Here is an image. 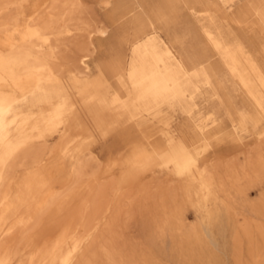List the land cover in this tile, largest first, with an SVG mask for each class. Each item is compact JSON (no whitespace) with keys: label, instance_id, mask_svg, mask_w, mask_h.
Wrapping results in <instances>:
<instances>
[{"label":"rangeland","instance_id":"374dc122","mask_svg":"<svg viewBox=\"0 0 264 264\" xmlns=\"http://www.w3.org/2000/svg\"><path fill=\"white\" fill-rule=\"evenodd\" d=\"M80 1L83 21L86 15L110 27L107 36L95 39L98 52L88 62L89 76L42 81L46 69L39 66L35 55L14 61L9 55L0 56L6 66L0 68L5 78L0 79L4 107L0 158L4 159V147L22 142L28 147L34 143L33 148L45 155L39 169L23 170L25 164L19 163L8 175L14 187L7 193V209L0 215V262L7 254L13 259L11 264L26 263L73 220L79 226L76 212L90 202L100 184L108 190L110 206L106 222L89 236L95 248L86 264H264V171L257 165L258 155L264 161V152L258 147L264 137V105H244L226 69L205 51L200 27L207 24L219 31L226 43L218 45V55L235 78L241 72L236 54L241 38L256 48L262 41L233 26L220 25L218 20L212 25L181 11L174 24L157 33V50L164 59L162 72L177 74L183 97L168 93L146 106L124 107L130 85L119 83L108 63L116 54H121L127 68L134 60L130 48L120 43L130 26L115 25L116 17L99 0ZM246 1L236 0L235 8ZM49 6L50 0H28L21 10L11 6L3 10L0 53L29 41L44 47L45 38L29 32L35 13H43ZM64 7V11L71 9ZM130 17L126 13L124 20ZM90 19L86 21L92 23ZM161 42L170 46V56L164 54ZM201 54L213 65L237 110L247 111L246 121L227 115L208 86L177 66L176 59L188 64ZM146 62L151 64L152 59L147 56ZM135 65L140 67V61L135 60ZM12 77H17L13 83ZM31 78L34 83L42 82L30 90L19 88L31 87ZM220 124L218 132L203 135L186 148L190 137L184 127L209 129ZM136 148L141 157L133 155ZM159 148L165 154L158 155ZM87 158V175L73 183L67 181L78 162ZM195 166L207 169L213 179L203 195L197 187L191 188L192 193L185 189V180ZM1 189L0 182V194ZM52 191L59 193L58 201L36 213L39 221L32 229L7 234L17 218L28 215ZM126 197L131 204L127 205ZM116 209L120 216L108 230L106 223Z\"/></svg>","mask_w":264,"mask_h":264},{"label":"bare ground","instance_id":"6f19581e","mask_svg":"<svg viewBox=\"0 0 264 264\" xmlns=\"http://www.w3.org/2000/svg\"><path fill=\"white\" fill-rule=\"evenodd\" d=\"M27 2L28 0H0V13L9 6L21 10L27 4ZM184 2L185 0H161L160 9L153 13L151 21L157 26H162L163 30L167 29L177 20L178 15L181 12V9L183 8ZM202 4H200V6ZM260 4H262L260 0L246 1L243 6L244 9H242V23H244L248 27L256 26L259 31L264 34V13L258 12L257 10V7ZM101 5L105 8H108L110 14L116 17L114 22L115 24L116 22L118 23L121 20H124V16L126 15V13L131 14L132 9H134L133 7L124 6L119 0H101ZM64 6H71V9L68 8L70 9L69 11L67 9L66 11H64ZM82 9V3L79 0H75L73 2L65 0H50V6L43 13L39 11L35 13L33 17L34 23L32 25V30L29 32V34L31 35H42L45 38L44 47H42V45H36L35 42L17 43L12 45V47H10L8 50L1 52L0 56L9 55V58L14 61L26 55H35L39 58V66L44 67L46 69L45 74L42 77V81H48V79L62 81L70 76L78 79L86 78L87 76H89L88 62L98 52V45L97 42H95V39L107 36L110 27L103 21H92L90 18L89 19L92 23H88L86 20L89 21V19L88 17L86 18V15H84V19H86V22L83 21L81 18L83 17V14L82 16H80V14L82 13ZM85 11L87 10L85 9ZM213 13L215 12L213 11ZM94 17L96 16L94 15ZM133 19L135 21V27L133 29L134 37L128 38V33L126 32L125 35L122 37L120 43L130 48L134 60L129 64L127 68L123 63L124 61L121 54H116L114 58H112L111 61L108 63L112 74L117 77L118 82L121 84L125 83L130 85L127 95L128 98L126 99V101L123 102L124 107L146 106V104L154 102L159 96L168 94L169 91H172V89L168 86V83L172 82V75L174 74L170 71L167 72L164 68L168 75H163L165 71L162 72L161 69L162 67H164V59L163 55L157 50L159 42H157L155 38H149V40L145 41V43H127L129 40L136 39V35H140L148 29V23L142 21L140 12L133 14ZM219 20L221 19L219 18ZM161 45L163 46L164 54L169 55V45L162 43ZM203 45L205 51L215 57L214 51L216 49V45L212 43L210 38L207 37L206 42H203ZM260 49L262 50V48ZM43 51H45L46 53H44ZM147 56L152 59L151 64H148L146 62ZM205 57L206 56H204V54H201L192 63L185 64L181 62L182 65H178V67L180 69H183V71L188 74L191 73L193 77L198 80V82L204 84L205 86H208L212 90L218 101L224 106L227 115L236 116L238 119H244L246 121V119L248 118L245 119L244 117L246 116L247 111L245 113H241L237 110L236 106L233 104L230 97L227 95L222 81L217 76L213 65L209 62V59ZM135 60L140 61V67H137L135 65ZM218 62L224 69H226V67L221 61L218 60ZM5 67L2 63L0 64V68ZM6 69L11 72L10 68ZM226 71L236 84L242 102L244 103V100L247 99L255 106H257L261 100V94L257 91V88L264 86V80L262 78L256 79L253 76V65L248 64L247 60V64L244 66L242 73L237 75V78L234 77L232 72L228 71L227 69ZM3 73V69L2 72L0 70L1 80L5 79L2 76ZM17 77H12L10 81H12L13 83ZM247 81H253L254 85H248ZM115 100L118 101L120 100V98L116 97ZM3 112L4 107L1 92L0 126L2 122L1 115L3 114ZM257 117L259 119V116ZM221 127L222 124L215 125L209 129L206 127L202 128L201 126H196L194 128L186 126L188 134L191 137L195 138L196 142L201 136H203L204 133H207L208 131L210 133L218 132ZM33 144L34 143H30L28 147L27 143L22 142L14 147H4V150L2 152V154L4 155H2L4 159L2 157L0 158V182L1 186L4 187V190L1 189L3 191L0 194V215L5 213V210L7 209L8 205L7 193L12 189V187H14L13 180H11L8 176L10 171L13 170L14 167L17 166L19 163L26 165L23 166V170L30 171L39 169L43 165L45 155H43L39 149L33 148ZM258 147L260 148L261 152H264V137L260 139ZM157 150L158 155L162 153L165 154V151L161 150V148ZM133 155H136V157H141L142 152L136 148ZM261 155H258L257 157V165L259 166L260 170L264 171V161ZM17 161L19 162L17 163ZM87 161L88 158L85 159V161L78 162L72 174L69 175L66 180L73 183L86 176L87 173L85 171V168L87 166ZM193 170V174L185 180V189L187 192L192 193L191 188L197 187V189H199L197 191L201 193L200 195H203L205 194V191H209L210 187L212 186L213 179L211 180L210 172L207 169L203 170L201 167L195 166V169ZM182 185H180L179 187H181ZM107 193V188L99 184L93 190L90 202H88L82 210L76 212L75 217L80 218V225H76L75 220H73L58 234L56 238L51 241H48L42 251H40L35 256H30L29 258H27L26 263L24 262L21 264H86L87 257L93 256L92 251L93 248H95L93 247L94 244L92 246V243H90L89 236L98 230L101 222H106V213L109 209L108 207L110 206V203L108 201L109 195ZM58 197L59 193L55 191L46 194L42 198L41 202L37 206L32 208L28 215H24V217H19L16 219V222L14 223L12 229H10L7 234L12 235L14 234L15 230H23L25 232L26 229L27 231V228L35 225L37 221H39V219H37L38 215H36V213L42 211V209L47 208L51 204L53 205L55 203L54 201L57 200ZM126 200L128 201L127 205H129L128 203H130L131 200L130 197H126ZM129 208L132 207L129 206ZM116 210L118 211H115V214L112 216L111 222L108 220L109 222L107 221L108 223H106V228L108 230L114 225V223L120 216L117 215L120 210ZM78 228L83 230V234H81ZM30 229L32 228L30 227ZM84 243L85 246L83 249ZM12 261L13 259L7 256L6 254L5 256H3L0 264H11Z\"/></svg>","mask_w":264,"mask_h":264},{"label":"crops","instance_id":"0c3cea01","mask_svg":"<svg viewBox=\"0 0 264 264\" xmlns=\"http://www.w3.org/2000/svg\"><path fill=\"white\" fill-rule=\"evenodd\" d=\"M119 1L124 6H129V7L134 8V9H132V13H131L132 17L127 19V21L121 20L118 23L116 22V24H119L121 26H130V32H127L128 38L134 37L133 29L135 27V21L133 19V14H135L136 12H140L142 21H145L148 23V29L144 33H142L140 35H136L135 36L136 39L129 40L127 43H131V44L145 43V41L149 40V38H155L157 40V42H159V40H158L159 38L157 36V33L163 32L162 26H157L155 23H153L151 21V19L153 17V13H155L156 11H158L160 9V1L161 0H142V1L119 0ZM199 1H200V3H199ZM99 2L101 3V0H99ZM235 2H236V0H185V2L183 4V8L181 9V11H187L188 10L189 14L191 16L195 17L197 20L203 21V22H206V23L212 24V25L216 23V20H218L220 25L233 26V27L237 28L240 32L241 31L244 32V34L248 35L249 37H254V38H257L258 40H261L262 43H260V45L256 48L255 46H250L248 43L246 44V42L241 38V47L238 46L236 48V54L238 55L237 56L238 59H241V72L240 73H242L243 68L247 64V60H248V64L253 65V71H252L253 76L256 79L262 78L264 80V50H263V48H264V41H263L264 40V34L262 32H260L256 26L248 27L244 23H242V9H244L243 6L246 2L244 4H241L240 8H235V6H236ZM200 4H202L203 6L202 5L200 6ZM210 10H212V11H210ZM257 10H258V12L264 13V2L257 7ZM213 11L215 13H213ZM219 11L223 12V13H220ZM228 11H231V12H228ZM216 13L219 17L216 15ZM208 18H210V19H208ZM219 18L221 20H219ZM238 18H239V20H238ZM240 20H241V22H240ZM200 35H201L203 42H206V38L208 37V38H210L212 43L216 45V49L214 51V54H215L214 56L217 57L218 60L224 64V66L226 67V69L228 71H230L227 68L226 64L224 63V60L222 59V57H220L218 55V52H217L218 51V45H224L226 43L224 41V39H222V37L220 36L219 31L212 30L209 27V25L203 24L200 27ZM29 42H31V41H29ZM161 43L167 44L165 42H161ZM260 48H262V50ZM168 49L170 51V52L168 51V53H169L168 56H170L172 54L170 46ZM250 51L252 54L250 53ZM176 63H177V66L182 65L181 61H179L177 59H176ZM39 70H40V68H39ZM183 74L189 75L188 73H186L184 71H183ZM163 75L164 76L168 75V73H166V71H165L163 73ZM42 77H41V80H42ZM172 77H173L172 82L168 83V86L172 89V91H169V93L171 92L170 94H172V96L174 98H178L180 96H183L184 91L181 90L180 84L177 83V80H178L177 74L174 73L172 75ZM30 80L33 82L35 80V78H31ZM17 81H19V80H17ZM39 82H42V81H39ZM39 82H35V83L33 82L34 84L30 85L31 87H29V85H28V87H21L20 86L19 88H23L24 90L28 88V90H30L31 88L35 87ZM247 84L248 85H254V82L253 81H247ZM12 85L16 88V82ZM17 89H18V87H17ZM257 91L261 94L260 103L257 106H255L249 100L245 99L244 103H245L246 107L247 106L248 107H250V106L251 107H259V106L264 105V86L257 88ZM184 130L186 132H188L186 127H184ZM208 134H210L209 131L207 133H204L203 135L207 136ZM188 136L190 137V142L185 144L186 148H190L196 142L195 138L191 137L189 134H188Z\"/></svg>","mask_w":264,"mask_h":264}]
</instances>
